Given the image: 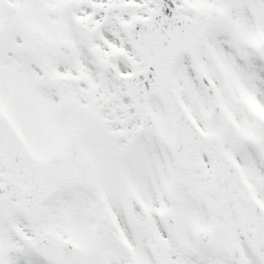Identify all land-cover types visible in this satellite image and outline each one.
<instances>
[{
	"label": "snow or ice",
	"instance_id": "1",
	"mask_svg": "<svg viewBox=\"0 0 264 264\" xmlns=\"http://www.w3.org/2000/svg\"><path fill=\"white\" fill-rule=\"evenodd\" d=\"M0 264H264V0H0Z\"/></svg>",
	"mask_w": 264,
	"mask_h": 264
}]
</instances>
